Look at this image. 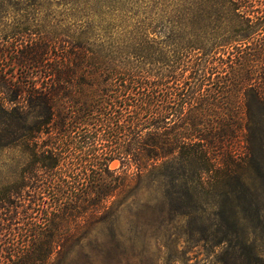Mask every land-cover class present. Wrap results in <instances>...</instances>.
<instances>
[{"label": "trees", "instance_id": "obj_1", "mask_svg": "<svg viewBox=\"0 0 264 264\" xmlns=\"http://www.w3.org/2000/svg\"><path fill=\"white\" fill-rule=\"evenodd\" d=\"M93 5L0 0V264H123L170 225L264 264V0Z\"/></svg>", "mask_w": 264, "mask_h": 264}, {"label": "rangeland", "instance_id": "obj_2", "mask_svg": "<svg viewBox=\"0 0 264 264\" xmlns=\"http://www.w3.org/2000/svg\"><path fill=\"white\" fill-rule=\"evenodd\" d=\"M37 1V0H21V2ZM43 3H51L53 8L49 10L48 15L51 18L62 21L67 16L78 15L82 16L84 5L88 2H93L92 11H95L96 16L104 13L103 6L107 3H123L137 4L144 6L146 2L155 3L159 0H41ZM59 3V4H57ZM83 8V9H82ZM47 16L46 12L43 13ZM2 16H0L1 21ZM9 18H7L8 20ZM6 20V22H7ZM6 25L0 22V30H5ZM256 143L260 146L256 151V159L259 162L258 173L260 176V190L256 187L253 191L254 197L257 199L258 205L262 207L263 218L256 234L255 242L260 254L264 260V127L262 135L256 139ZM112 169L119 168V163L114 162L111 165ZM263 184V185H262ZM145 218L151 217L150 214H142ZM136 220L135 215L125 213L121 216L118 225L122 230H129L131 221ZM176 228V227H175ZM157 232V240L147 243L140 256L133 255L129 262L123 264H242L241 250L235 244L220 245L212 241H203L201 234H194L192 231H186L181 227L172 229L171 225L168 228H162ZM108 231H106L107 233ZM219 236V234H216Z\"/></svg>", "mask_w": 264, "mask_h": 264}]
</instances>
